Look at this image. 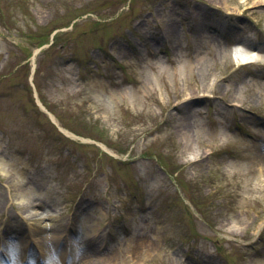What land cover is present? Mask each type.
Instances as JSON below:
<instances>
[{
  "label": "rangeland",
  "instance_id": "1",
  "mask_svg": "<svg viewBox=\"0 0 264 264\" xmlns=\"http://www.w3.org/2000/svg\"><path fill=\"white\" fill-rule=\"evenodd\" d=\"M258 1L0 0V264H264Z\"/></svg>",
  "mask_w": 264,
  "mask_h": 264
},
{
  "label": "bare ground",
  "instance_id": "2",
  "mask_svg": "<svg viewBox=\"0 0 264 264\" xmlns=\"http://www.w3.org/2000/svg\"><path fill=\"white\" fill-rule=\"evenodd\" d=\"M254 4H258V7L260 6V7H262V6H264V0H259L258 2H256V3H254ZM259 52V51H258ZM231 53V54H230ZM256 53V54H255ZM260 53H264L262 50H260ZM229 54L231 55V56H235V57H233L234 58V60L235 61H237L238 62V65H239V67L240 66H242L243 64H245V63H257L258 61H260L263 57L259 54V53H257V51L255 50V49H253L252 47H250L246 42H244V41H242V40H238L237 41V44L231 49V52H229ZM227 56L226 55H222L221 57H220V59H219V62L220 61H222L223 62V60H225V59H227L226 58ZM240 57H242V58H240ZM223 64V63H222ZM208 65H210V64H208V63H206V61L205 60H202L201 61V63L199 64V67L200 68H208ZM188 66V65H187ZM223 67L225 66V62H224V64L222 65ZM185 67V66H184ZM185 68H187V67H185ZM179 71H180V73L181 72H183L184 70H183V67H181L180 69H179ZM178 71V69L175 71V72H179ZM177 74V73H176ZM220 81V79H218L217 77H215L214 78V85L211 87V83L210 84H208V85H206V86H203V98H205L206 97V95H208V94H205V92H210V93H213V89L215 88V86L217 85V83ZM99 89L98 90H96V92H95V95H94V102L97 104V105H100V103L98 102V101H104V102H106V100H108V99H105V98H103L102 97V95L104 94V93H109V95H110V102L112 103V106L113 105H115V103H116V100L118 99V96H119V94H115L113 91H107L103 86H101V85H99V84H97L96 85ZM261 86L264 88V84H261ZM211 90V91H210ZM124 91H126V90H124ZM126 94L124 95V97L125 96H128L129 97V91H126L125 92ZM200 94V90H195L193 93L192 92H190V93H187V92H184L183 94H181V97L183 98V99H185L186 97H191V96H193L194 94ZM122 94V93H121ZM210 96H213V95H210ZM214 97V96H213ZM182 98L179 100V103L181 102V100H182ZM199 98V97H198ZM119 100V99H118ZM238 107H240V105L239 104H236ZM41 106H42V104H41ZM43 107V106H42ZM95 108H97V106L95 107ZM52 119H53V121L54 122H56V123H58L57 122V120L56 119H54L53 117H52ZM185 119H186V117L185 116H181L180 117V120L183 122V123H185ZM63 130V129H62ZM63 131H65L67 134H69V135H72V133H70L69 131H67V130H63ZM178 136H179V138H180V141L182 142V144H183V146H182V152H181V156H185V157H188V154H192V153H198L197 151H196V149H197V147L195 146V144H194V136H195V134L191 131L190 132V129H189V127H186V126H179L178 127ZM198 155H200V156H202V154H200V153H198ZM259 157H261L260 155H259ZM263 164H264V162H263ZM232 167V166H231ZM250 171V174L252 175V174H254V172L252 171V170H249ZM115 261H116V259H115Z\"/></svg>",
  "mask_w": 264,
  "mask_h": 264
}]
</instances>
